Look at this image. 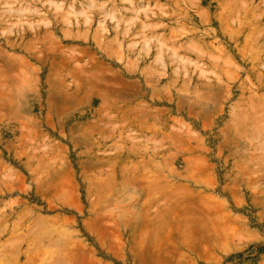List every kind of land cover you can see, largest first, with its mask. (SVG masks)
I'll use <instances>...</instances> for the list:
<instances>
[{"label":"rangeland","instance_id":"1","mask_svg":"<svg viewBox=\"0 0 264 264\" xmlns=\"http://www.w3.org/2000/svg\"><path fill=\"white\" fill-rule=\"evenodd\" d=\"M0 256L264 264V0H0Z\"/></svg>","mask_w":264,"mask_h":264},{"label":"bare ground","instance_id":"2","mask_svg":"<svg viewBox=\"0 0 264 264\" xmlns=\"http://www.w3.org/2000/svg\"><path fill=\"white\" fill-rule=\"evenodd\" d=\"M37 219H38V217H37ZM38 220H39V219H38ZM41 220H42V219H41ZM41 220H40V221H41ZM40 221H39V222H40ZM42 221H43V220H42ZM16 222H17V221H16ZM20 222H21V221H20ZM41 223H42V222H41ZM46 223H47V221H46ZM53 223H54V222H53ZM13 224H15V223H13ZM13 224H12V225H13ZM36 224H38V223H36ZM54 224H55V223H54ZM42 225H43V223H42ZM46 225H47V224H46ZM13 226H14V225H13ZM15 226H16V224H15ZM15 226H14V227H15ZM35 226H37V225H35ZM43 226H44V225H43ZM43 226L40 225V226H37V228H38V227L40 228V227H43ZM49 226H50V225H49ZM49 226H48V227H49ZM44 227H45V226H44ZM52 227H53V226H52ZM29 228H30V227H29ZM59 228H60V227H59ZM59 228H58V229H59ZM50 229H51V228H50ZM24 230H25V229H24ZM34 230H35V229H34ZM59 230H60V229H59ZM32 231H33V229H32ZM32 231H30V233H31ZM54 231H55V230H54ZM33 232H35V231H33ZM49 232H50V231H49ZM49 232H48V233H49ZM26 233H27V232H26ZM35 233H36V232H35ZM45 233H47V232H45ZM54 233H57V232H54ZM28 234H29V233H28ZM31 234H33V233H31ZM38 234H39V233H38ZM42 234H43V233H42ZM64 234H65V233H64ZM67 234H68V233H67ZM33 235H36V234H33ZM24 236H26V234H25ZM41 236H42V235H41ZM41 236H40V239H42ZM49 236H50V235H49ZM37 237H39V236H37ZM68 237H69V236H68ZM32 238H34V237H32ZM40 239H39V240H40ZM42 240H43V239H42ZM42 240H41V241H42ZM32 241H33V240H32ZM45 241H46V240H45ZM70 241H71V240H70ZM36 242H37V241H36ZM48 242H49V241H48ZM53 242H54V241H53ZM34 243H35V241H34ZM37 243H38V242H37ZM50 243H51V242H50ZM9 244H10V243H9ZM9 244H8V246H9ZM39 244H40V243H39ZM67 244H68V242H67ZM27 245H28V244H27ZM31 245H32V244H31ZM40 245H41V244H40ZM40 245H39V246H40ZM39 246H38V247H39ZM41 246H42V245H41ZM54 246H55V245H54ZM14 247L17 248V246H14ZM27 248H28V246H27ZM9 249H10V248H9ZM33 249H34V248H33ZM43 249H44V248H43ZM46 249H47V248H46ZM50 249H51V248H50ZM52 249H53V248H52ZM57 249H58V248H57ZM40 250H41V249H40ZM47 250H49V249H47ZM1 251H2V250H1ZM27 251H29V250H27ZM41 251H42V250H41ZM44 251H45V249L43 250V253H44ZM29 252H31V251H29ZM37 252H38V251H37ZM59 252H60V251H59ZM66 252H67V251H66ZM4 253H5V252H4ZM35 253H36V252H35ZM35 253H34V254H35ZM46 253H48V252L45 251L44 254H46ZM49 253H50V252H49ZM51 253H53V252L51 251ZM10 254H11V253H10ZM14 254H15V253H14ZM38 254H39V253H38ZM4 255H5V254H4ZM4 255L2 256V258L5 259V256H4ZM15 255H16V254H15ZM41 255H42V254H41ZM46 255H48V254H46ZM7 256H8V255H6V257H7ZM9 256H10V255H9ZM26 256H27V255H26ZM33 256H34V255H33ZM42 256H43V255H42ZM44 256H45V255H44ZM44 256H43L42 259L45 258ZM51 256H53V254H52ZM63 256H64V255H63ZM0 257H1V256H0ZM35 257H36V256H35ZM39 257H41V256H39ZM47 257L50 258V256H47ZM57 257H58V255H57ZM60 257H61V256H60ZM10 258H11V257H9L8 259H10ZM26 258H27V257H26ZM51 258H52V257H51ZM6 259H7V258H6ZM34 259H35V258H34ZM36 259L38 260V258H36ZM45 259H47V258H45ZM45 259H44V261H45ZM0 260H1V259H0ZM31 260H32V259H31ZM39 260H40V259H39ZM48 260H49V259H48ZM55 260H56V259H54V262H55ZM70 260H71V259H70ZM78 260H79V259H78ZM93 260H94V259H93ZM34 261H35V260H34ZM42 261H43V260H42ZM44 261H43V262L39 261V262H41L42 264H45ZM50 261H53V259L50 260ZM74 261H75V259H74ZM74 261H73V262H74ZM76 261H77V260H76ZM76 261H75V262H76ZM0 262H1V261H0ZM4 262H5V260H4ZM30 262H31V261H30ZM37 262H38V261H37ZM39 262H38V263H39ZM47 262H48V261H47ZM56 262H57V261H56ZM5 263H7V262H5ZM5 263H4V264H5ZM48 263H49V262H48ZM57 263H58V262H57ZM65 263H66V262H65ZM7 264H8V263H7ZM63 264H64V262H63ZM67 264H68V263H67ZM71 264H72V263H71ZM86 264H87V263H86Z\"/></svg>","mask_w":264,"mask_h":264}]
</instances>
